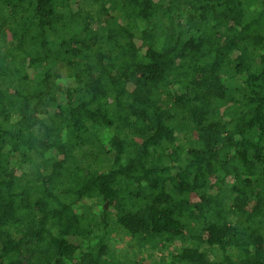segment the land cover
I'll return each instance as SVG.
<instances>
[{
    "label": "trees",
    "instance_id": "1",
    "mask_svg": "<svg viewBox=\"0 0 264 264\" xmlns=\"http://www.w3.org/2000/svg\"><path fill=\"white\" fill-rule=\"evenodd\" d=\"M0 264H264V0H0Z\"/></svg>",
    "mask_w": 264,
    "mask_h": 264
},
{
    "label": "rangeland",
    "instance_id": "2",
    "mask_svg": "<svg viewBox=\"0 0 264 264\" xmlns=\"http://www.w3.org/2000/svg\"><path fill=\"white\" fill-rule=\"evenodd\" d=\"M112 244L113 245H121V249L117 250L116 253L114 254V257H116L118 260L122 259V257H124V255H126L127 253V244H128V240L126 238H124L123 240H121L120 242H117L115 240H112ZM148 254H151V259L153 261H156V259L158 258V256L160 255V253H153L152 250H148L147 251ZM147 255V254H146Z\"/></svg>",
    "mask_w": 264,
    "mask_h": 264
}]
</instances>
